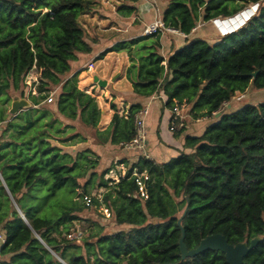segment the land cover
<instances>
[{
    "label": "trees",
    "instance_id": "trees-1",
    "mask_svg": "<svg viewBox=\"0 0 264 264\" xmlns=\"http://www.w3.org/2000/svg\"><path fill=\"white\" fill-rule=\"evenodd\" d=\"M117 1L120 16L136 11L129 4L137 0ZM252 5L254 14L234 32L213 43L188 39L199 21L230 18ZM95 6V0H0V93L18 91L27 73L38 71L36 95L25 92L31 109L8 122L0 110V122L13 131L9 142H0V264H227L218 251L181 258L177 219L185 208L188 250L213 234L231 245L259 236L243 264H264V102L221 112L236 92L264 89V0H168L161 20L186 35L182 46L163 57L160 36H139L98 55L126 52L132 93H161L164 108L184 105L192 119L212 122L200 136H186L184 149L165 163L139 157L125 163L123 176L104 180L103 172L97 186L106 192L86 206L74 199L90 195L94 174L80 185L86 170L50 140L63 141V122L95 130L100 121L95 98L77 88L78 74L68 77L77 55L92 52L80 19ZM55 88L49 109L39 111V100ZM141 108L135 103L120 114L111 105L109 125L95 130L98 144L131 141ZM134 169L146 174V198ZM101 205L118 229L91 233L82 245L68 240L77 215Z\"/></svg>",
    "mask_w": 264,
    "mask_h": 264
},
{
    "label": "crops",
    "instance_id": "crops-1",
    "mask_svg": "<svg viewBox=\"0 0 264 264\" xmlns=\"http://www.w3.org/2000/svg\"><path fill=\"white\" fill-rule=\"evenodd\" d=\"M116 1L117 0H114L113 4L120 5L121 2L119 1L117 3ZM159 1L137 0L136 3L129 4L134 6L136 11L130 16L124 17L120 16L116 9H114L113 12L109 11L110 13L108 10H103V3H109L113 6L112 0H95L96 9H94L90 16L97 15V17L101 20L108 21L112 24L104 29L105 37H102L101 35L97 36L99 38L100 44L104 43L103 48L98 49L96 48L97 45L90 42L92 47L91 54H78L77 60L71 63L72 73L70 76H68L71 77L73 74L77 73L78 79L80 78V81L83 82V87L87 88L89 90L88 92H93L96 94L99 91L105 101L112 102V104L117 106L120 114H123V111H126L130 105L135 103H140L141 107H147L148 114L145 120L146 139L144 142V148L139 151L127 150V154L124 155L123 158H125L126 162L129 161L130 163L135 162L139 157H144L157 163H165L171 158L178 156L179 152L184 149V139L186 136H200L204 132L205 128L212 122V120L204 117L194 120L191 118L188 110L186 109L187 112L186 114L184 113V125L181 128L169 130L173 114L172 111L163 107L165 98L161 95V93L154 94L148 98H140L132 93L131 84L125 77L126 69L129 66V59L126 52H108L100 59L104 65L97 72H95L94 63L98 57L97 55L113 47L119 41H128L141 36L142 30L146 25L152 23L156 18H161V12L165 8V5L162 7V9L159 8L157 3H159V5L162 4ZM98 18L93 19L97 21ZM211 23L212 21H199L194 28L195 30L188 39L198 38L205 40L199 37L201 36L205 38L208 37L209 34L213 37L214 33L217 32L216 30L218 29L213 23V25ZM96 28L97 27H94L93 29ZM228 31L229 30H224L223 35H226ZM118 32L120 34H117ZM110 36H114L116 38L109 39L107 42L106 38ZM185 38L181 36L169 38L167 36H161V48L159 50L160 55L166 57L171 54L173 50L179 48L185 43ZM205 41L208 42V40ZM87 64H93L92 70L87 71L85 69L80 75V72L82 69L86 68L85 65ZM85 72L88 74L91 73V78L87 74H84ZM95 76L100 80L106 81L105 88H99L93 82V77ZM87 80H90L88 84ZM237 93L239 92H236L235 94ZM126 102L127 104H125ZM116 103H120V107H118ZM124 105L126 108H123ZM231 107L232 103L230 102L227 104V108L229 109ZM235 110L236 109H232L231 111ZM227 112L229 113L230 111ZM104 145H106V147L114 146L109 143ZM101 146H98L99 149L98 152H96L97 154H99L100 150L104 151L107 149H103ZM121 164L124 165L125 163ZM1 243L2 242L0 241V245Z\"/></svg>",
    "mask_w": 264,
    "mask_h": 264
},
{
    "label": "rangeland",
    "instance_id": "rangeland-1",
    "mask_svg": "<svg viewBox=\"0 0 264 264\" xmlns=\"http://www.w3.org/2000/svg\"><path fill=\"white\" fill-rule=\"evenodd\" d=\"M167 1L168 0H160L159 2H161L162 4L159 5V3H157L158 7L162 9L164 5L165 6L167 5ZM113 2L114 0H112V4ZM116 2L118 3L119 1ZM103 5H104L103 10H108V12L109 11L113 12L114 9H117V6L119 4H113L112 6L109 3L108 4L103 3ZM252 7L253 6H248L230 18H225V19L216 18L212 20V23L214 24L216 23V26L221 30L217 28L218 30H216L217 32L214 33L213 37L212 35L209 34L208 37L204 38L200 36L199 38H203L205 40H208V42L213 43L214 41H217L219 37H223L224 30H229L228 33H230L231 31H235L236 29L241 27L249 19L251 15L254 14V12L250 11ZM93 18H98V17L97 15L90 16V14L88 16H83L80 19V23L84 31V36H86V40L89 43L91 42L92 44L97 45L96 48L100 49L103 48L104 43L100 44L99 38L97 36L101 35L102 37H105L104 29H106L112 23L105 20H101L100 18H98L99 20L97 19L96 21ZM94 27L97 28L93 29ZM117 34L120 33L118 32ZM163 36H167L168 38L176 37L168 33H166V35ZM112 38L115 39L116 37L114 36L107 37L106 41L108 42V40ZM103 65H104L103 62H101L100 59H96L94 63L95 72H97ZM85 66H88V64ZM83 70H85V68L82 69L80 75L82 74ZM84 74H87L91 78V73L88 74L87 72H85ZM34 79L36 81L33 83ZM89 82L90 80H87V84ZM37 83H38V71L35 68H32L29 71V73L23 78L22 84L18 91L14 92L12 90H8L6 92L0 93V110L3 113V118L5 119V122L11 121L13 119V117H11L8 114L10 99L12 96L27 99L30 102V108L28 109H31L32 103L30 101L29 95L32 94L29 95L26 94H28L29 92L33 94L36 93ZM82 83L83 82L80 81V78L78 79V75H77V88L83 91L84 93L91 94L96 100L98 109H100L101 111L100 121L95 130L102 132L109 125V121L111 120L113 114L112 113L113 111L110 109V107L111 105L114 104H112V102L105 101L99 91L96 94H94L93 92H88L89 90L83 87ZM230 102L232 103V107L228 109L227 105L224 106L221 109L222 113L227 111L231 112L232 109H237L247 104L257 105L258 103L264 102V89L256 90L253 87H250L243 93L235 94ZM120 103L118 104L116 103L118 107H120ZM125 104H127V102ZM50 105L51 104H48L43 100H39V107H38L39 111L43 109H49ZM123 108H126L125 105ZM186 109L187 108L185 107L181 111V113H179V117L181 118L179 126H181V124L182 126L184 125V113L186 114L187 112ZM54 115L56 116L55 113ZM8 116L10 117L7 119ZM5 122L3 123L0 122V128L3 129V134H0V142H9L11 140L10 135L12 134L13 131L12 129L7 127ZM181 127H178V125H174L175 129ZM95 130L87 129V128L85 129L83 126H81L78 120H75V122L74 121L67 123L63 122V125L61 126V130L59 131L60 139H62L63 141L60 142V141L50 140V143L53 146L59 147V149L62 151L63 154H67L71 156L72 159H78L81 166V170H86L85 178L84 180L80 181V185H82L86 180H88L89 177L90 178L93 177L94 174L93 182L88 186L89 189L88 193H90V195H92L93 198L95 197L100 199L101 193L106 192L104 189H99V187L97 186L98 183L100 182V177L102 173L107 170L109 171L106 175L102 176L104 180L108 178H116L118 174L120 175L125 174V172L128 169V167H126L125 164L123 165L121 163H126L128 165L131 163L129 161L126 162L125 158H123V156L127 154V150L124 149L123 147L121 146L106 147V145L101 146L100 144H98V140H96L95 138ZM98 146H101L103 149L104 148L107 149H105L104 151L100 150L99 154H97L96 152H98L99 149ZM88 151H90L91 153ZM81 155H85V157H82ZM74 200L77 201L78 203H82L81 202L82 200L79 196L76 197ZM63 202H65V200H63ZM100 211L106 216H108L107 211L104 209V205H101V208L99 209L96 207L85 209L80 214H78L77 216L79 217V219L73 221L70 231L71 236L67 237V239L73 240V243L76 245H82L83 239L86 238L91 233L98 232L100 230H102V232L104 233H110L118 229V227L114 225L113 222H111V220L109 221L108 219H105ZM53 214L56 215L57 213H53ZM106 220H108L109 223H107ZM81 253L84 254L83 251H81Z\"/></svg>",
    "mask_w": 264,
    "mask_h": 264
},
{
    "label": "water",
    "instance_id": "water-1",
    "mask_svg": "<svg viewBox=\"0 0 264 264\" xmlns=\"http://www.w3.org/2000/svg\"><path fill=\"white\" fill-rule=\"evenodd\" d=\"M251 76L255 77L256 72ZM93 82L99 88H104L106 86V81L100 80L96 76L93 77ZM28 108H30V102L27 99L12 96L10 99L8 114L11 117H15ZM219 115L220 113L215 114L216 117H219ZM185 212L186 208L184 209L182 215L177 219V225L180 228L178 247L182 259L186 257H195L196 255L201 254L204 251L210 250L221 252L224 255V259L227 264H243L244 257L261 241V237L256 236L252 238L249 243L240 242L236 243L235 245H231L226 241L224 236L220 234H213L201 239L196 248L188 250L183 243L184 231L181 227V220L185 215ZM51 253L58 259L59 262L63 263L62 260L58 258L53 252Z\"/></svg>",
    "mask_w": 264,
    "mask_h": 264
},
{
    "label": "built area",
    "instance_id": "built-area-1",
    "mask_svg": "<svg viewBox=\"0 0 264 264\" xmlns=\"http://www.w3.org/2000/svg\"><path fill=\"white\" fill-rule=\"evenodd\" d=\"M256 6L257 5H254L252 7V9H253L252 12L255 11ZM194 30L195 29H193L192 31H194ZM166 33L172 34L174 36H181V37H184V38L186 37V35H184L183 33L179 32L178 30L166 27L163 24L161 18H156L152 23L146 25L143 28V30H142L141 36H160L161 37L163 35H166ZM92 68H93V64H89L88 66H86L85 69L87 71H91ZM35 81L36 80L34 79L33 80V83ZM55 92H56V88L54 90H52V91L49 92V94H48V96H47V98L45 100L46 103H51L52 102L53 96H54ZM31 94H33V93H31ZM184 108H185V106L183 105V106H181L179 108H174L173 109V111H172V114L173 115H172V118H171V126H170L169 130H174L175 129L174 128V125H178V127H181L182 126V124H181V126H179V123H180V120H181V118L179 117V113H181V111ZM147 114H148L147 107H142L136 113V115L134 116V128H135V131H136L135 137L131 141H129L127 143H122L119 146L123 147L126 150H138V151L139 150H142L144 148V142H145V139H146V125H145V120H146ZM134 170H133V174L132 175L134 177H136V182H137L138 187H139L138 190L140 192V197L146 198L145 192H144L143 180H142V177L143 176H144L145 179H147L146 174L145 173L138 174L136 172V170L135 171ZM123 175L124 174H122V176ZM138 175H140V176H138ZM92 198H93L92 195L84 196L82 198V202L86 206H89L90 203H91V199ZM108 216H109V213H108ZM108 216H106V217H108ZM0 241L1 242H4V240H3V238L1 236H0Z\"/></svg>",
    "mask_w": 264,
    "mask_h": 264
},
{
    "label": "clouds",
    "instance_id": "clouds-1",
    "mask_svg": "<svg viewBox=\"0 0 264 264\" xmlns=\"http://www.w3.org/2000/svg\"><path fill=\"white\" fill-rule=\"evenodd\" d=\"M252 6H254V5H252ZM257 7V6H256ZM256 10V9H255ZM250 11H252V9L250 10ZM255 12V11H254ZM236 15V14H235ZM212 21V20H211ZM214 24V23H213ZM232 32H234V31H231L230 33H232ZM223 36H225V35H223Z\"/></svg>",
    "mask_w": 264,
    "mask_h": 264
},
{
    "label": "bare ground",
    "instance_id": "bare-ground-1",
    "mask_svg": "<svg viewBox=\"0 0 264 264\" xmlns=\"http://www.w3.org/2000/svg\"><path fill=\"white\" fill-rule=\"evenodd\" d=\"M216 26V23L214 24ZM217 27V26H216ZM218 28V27H217ZM219 29V28H218ZM220 30V29H219Z\"/></svg>",
    "mask_w": 264,
    "mask_h": 264
}]
</instances>
